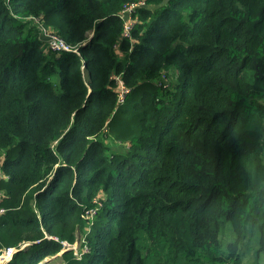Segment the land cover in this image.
I'll return each instance as SVG.
<instances>
[{
	"label": "trees",
	"instance_id": "16d2710c",
	"mask_svg": "<svg viewBox=\"0 0 264 264\" xmlns=\"http://www.w3.org/2000/svg\"><path fill=\"white\" fill-rule=\"evenodd\" d=\"M0 169L5 264H264V0H0Z\"/></svg>",
	"mask_w": 264,
	"mask_h": 264
},
{
	"label": "built area",
	"instance_id": "2783aa9c",
	"mask_svg": "<svg viewBox=\"0 0 264 264\" xmlns=\"http://www.w3.org/2000/svg\"><path fill=\"white\" fill-rule=\"evenodd\" d=\"M129 8V7H128ZM128 8L126 9V11L128 10ZM134 8V7H133ZM130 12L133 11V9L129 10ZM123 16L126 17V12L125 14L123 13ZM129 20V18H127ZM125 23H126V31H129L131 28V21L129 24H127V21L125 19ZM45 31V35L48 37V40H50V45L56 49H67V50H74L76 52L79 53L78 48H74L72 46H69L66 44V42L61 39L55 32H50L47 29L44 28ZM115 80L118 82V84L120 85V92H119V100L122 102L124 101L125 97H126V93L129 91L128 86L122 81L121 77L119 76H114ZM4 177V174L2 172V170L0 169V179H2ZM2 194V191L0 189V196ZM7 209L3 206H0V215L3 214ZM95 209H91L89 211V213H94ZM64 244V249H68V248H73L75 249V252L78 254L79 253V247L77 246V244H71L68 242H62ZM27 243H22L19 246H12V247H8V248H1L0 249V264H5L7 262H9L14 254L19 251L20 249H22L23 247H25Z\"/></svg>",
	"mask_w": 264,
	"mask_h": 264
},
{
	"label": "rangeland",
	"instance_id": "374dc122",
	"mask_svg": "<svg viewBox=\"0 0 264 264\" xmlns=\"http://www.w3.org/2000/svg\"><path fill=\"white\" fill-rule=\"evenodd\" d=\"M130 9H134V8L133 7H129L127 11L126 10L124 11V14H125V12H126V14L130 13V11H129ZM126 21H127V24H129L130 21H134V20L132 19V17H130L129 20L126 18ZM48 261H53L55 264H63V259L60 258V257H57V256L49 257Z\"/></svg>",
	"mask_w": 264,
	"mask_h": 264
},
{
	"label": "clouds",
	"instance_id": "9594fccd",
	"mask_svg": "<svg viewBox=\"0 0 264 264\" xmlns=\"http://www.w3.org/2000/svg\"><path fill=\"white\" fill-rule=\"evenodd\" d=\"M23 243H27L26 245H25V247L27 246V245H29L31 242H23ZM73 244H77V246L79 247L80 246V239H77V241L75 242V243H73ZM25 247H23V248H25ZM71 249V248H70ZM21 250V249H20ZM18 252V251H17ZM16 252V253H17ZM15 255V254H14ZM14 257V256H13ZM13 259V258H12ZM11 259V260H12ZM48 260V259H47Z\"/></svg>",
	"mask_w": 264,
	"mask_h": 264
}]
</instances>
